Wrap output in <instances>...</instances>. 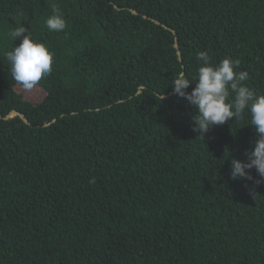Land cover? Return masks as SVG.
Instances as JSON below:
<instances>
[{"label": "trees", "instance_id": "16d2710c", "mask_svg": "<svg viewBox=\"0 0 264 264\" xmlns=\"http://www.w3.org/2000/svg\"><path fill=\"white\" fill-rule=\"evenodd\" d=\"M20 23L53 54L27 91L3 55ZM199 51L264 94V0H0V264H264V178L229 175L250 113L198 136L173 92Z\"/></svg>", "mask_w": 264, "mask_h": 264}, {"label": "clouds", "instance_id": "9594fccd", "mask_svg": "<svg viewBox=\"0 0 264 264\" xmlns=\"http://www.w3.org/2000/svg\"><path fill=\"white\" fill-rule=\"evenodd\" d=\"M44 23L50 32H61L67 26L62 12L55 5L52 15ZM27 33L28 29L22 23L10 30L9 37L13 41L21 38V42L14 44L11 50H5L3 55L9 63L12 79L24 89H32L51 73L53 54L45 44L34 40ZM196 58L200 63L196 74L190 79L184 72H179L171 83L173 92L197 110L193 117V131L204 137L212 126L243 119L247 109L251 116L250 125L257 136L245 159H231L229 175L232 179L252 180L249 170L255 168L259 176L264 178V94H258L243 83L248 79V73L246 70H234L240 67L238 59L225 56L213 64L207 51H199ZM191 81H195V86L188 92L186 89ZM164 98L160 96L161 101ZM255 182L259 184L261 180Z\"/></svg>", "mask_w": 264, "mask_h": 264}, {"label": "water", "instance_id": "95a60500", "mask_svg": "<svg viewBox=\"0 0 264 264\" xmlns=\"http://www.w3.org/2000/svg\"><path fill=\"white\" fill-rule=\"evenodd\" d=\"M133 12H135L134 10H133ZM155 22L156 23H159L157 20H155ZM173 33H175L174 31H173ZM174 47L177 49L178 48V44H177V42L175 41V43H174ZM177 55L180 57V52L177 50ZM13 115H18L24 122H26V123H28L29 121H28V119L21 113V112H19L18 110H16V109H12L4 118H8V117H10V116H13Z\"/></svg>", "mask_w": 264, "mask_h": 264}, {"label": "rangeland", "instance_id": "374dc122", "mask_svg": "<svg viewBox=\"0 0 264 264\" xmlns=\"http://www.w3.org/2000/svg\"><path fill=\"white\" fill-rule=\"evenodd\" d=\"M20 89L21 90H24V88H23V86L21 85V87H20ZM26 91H27V89H25ZM37 90V91H36ZM35 91H29L28 90V92L29 93H26V95L28 94V95H30L31 94V97H33V100H37V99H40V97H41V91L39 90V89H36Z\"/></svg>", "mask_w": 264, "mask_h": 264}]
</instances>
